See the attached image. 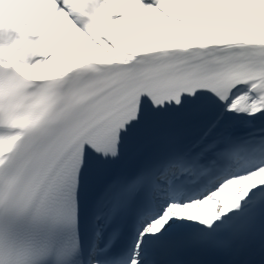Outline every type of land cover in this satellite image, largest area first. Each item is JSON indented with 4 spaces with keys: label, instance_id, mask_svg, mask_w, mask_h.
Returning <instances> with one entry per match:
<instances>
[{
    "label": "snow or ice",
    "instance_id": "1",
    "mask_svg": "<svg viewBox=\"0 0 264 264\" xmlns=\"http://www.w3.org/2000/svg\"><path fill=\"white\" fill-rule=\"evenodd\" d=\"M0 264H264V0H0Z\"/></svg>",
    "mask_w": 264,
    "mask_h": 264
}]
</instances>
